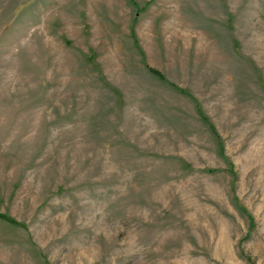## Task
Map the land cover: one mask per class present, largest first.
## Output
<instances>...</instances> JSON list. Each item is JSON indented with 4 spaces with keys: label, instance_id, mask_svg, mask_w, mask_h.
Instances as JSON below:
<instances>
[{
    "label": "rangeland",
    "instance_id": "374dc122",
    "mask_svg": "<svg viewBox=\"0 0 264 264\" xmlns=\"http://www.w3.org/2000/svg\"><path fill=\"white\" fill-rule=\"evenodd\" d=\"M0 214V264H264V0H0Z\"/></svg>",
    "mask_w": 264,
    "mask_h": 264
},
{
    "label": "trees",
    "instance_id": "16d2710c",
    "mask_svg": "<svg viewBox=\"0 0 264 264\" xmlns=\"http://www.w3.org/2000/svg\"><path fill=\"white\" fill-rule=\"evenodd\" d=\"M155 73H156V74H158L159 72H158V71H155ZM159 74H160V73H159ZM160 76H161V74H160ZM0 217H3V218H4V215H1V214H0ZM5 219H7V217H5ZM9 220H12V221H14V220H13V219H11V218H9Z\"/></svg>",
    "mask_w": 264,
    "mask_h": 264
}]
</instances>
